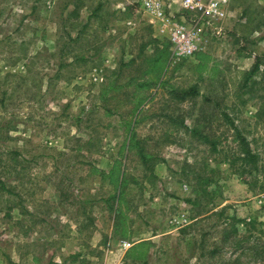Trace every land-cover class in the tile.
Returning <instances> with one entry per match:
<instances>
[{
    "label": "rangeland",
    "instance_id": "rangeland-1",
    "mask_svg": "<svg viewBox=\"0 0 264 264\" xmlns=\"http://www.w3.org/2000/svg\"><path fill=\"white\" fill-rule=\"evenodd\" d=\"M143 1L0 0V264H264V0Z\"/></svg>",
    "mask_w": 264,
    "mask_h": 264
},
{
    "label": "built area",
    "instance_id": "built-area-1",
    "mask_svg": "<svg viewBox=\"0 0 264 264\" xmlns=\"http://www.w3.org/2000/svg\"><path fill=\"white\" fill-rule=\"evenodd\" d=\"M182 4L190 12L199 13L201 16L207 14L211 18L219 10V2L215 0H183ZM167 7L161 0L143 1V9L150 12L158 23L159 33L167 36L172 43L174 56L190 57L199 49L201 31L197 23L182 21L175 14H168ZM124 246L127 247L128 242H124Z\"/></svg>",
    "mask_w": 264,
    "mask_h": 264
},
{
    "label": "trees",
    "instance_id": "trees-1",
    "mask_svg": "<svg viewBox=\"0 0 264 264\" xmlns=\"http://www.w3.org/2000/svg\"><path fill=\"white\" fill-rule=\"evenodd\" d=\"M187 95H191V92H182L181 94H177L178 98L185 99ZM233 123V122H232ZM237 138L239 140V144L241 145L240 158L248 165L253 166V168H258L259 156L250 146V142L243 135V133L237 129ZM115 215H117V210H114Z\"/></svg>",
    "mask_w": 264,
    "mask_h": 264
}]
</instances>
